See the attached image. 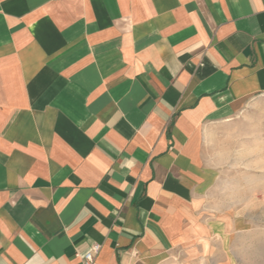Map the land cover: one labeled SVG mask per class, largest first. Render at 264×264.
<instances>
[{
  "label": "crops",
  "instance_id": "crops-1",
  "mask_svg": "<svg viewBox=\"0 0 264 264\" xmlns=\"http://www.w3.org/2000/svg\"><path fill=\"white\" fill-rule=\"evenodd\" d=\"M260 98L264 0H0V264H164Z\"/></svg>",
  "mask_w": 264,
  "mask_h": 264
},
{
  "label": "rangeland",
  "instance_id": "rangeland-1",
  "mask_svg": "<svg viewBox=\"0 0 264 264\" xmlns=\"http://www.w3.org/2000/svg\"><path fill=\"white\" fill-rule=\"evenodd\" d=\"M206 135L196 229L164 264H264V98Z\"/></svg>",
  "mask_w": 264,
  "mask_h": 264
},
{
  "label": "built area",
  "instance_id": "built-area-1",
  "mask_svg": "<svg viewBox=\"0 0 264 264\" xmlns=\"http://www.w3.org/2000/svg\"><path fill=\"white\" fill-rule=\"evenodd\" d=\"M100 252L99 245H93L83 254L79 255L81 264H96V257Z\"/></svg>",
  "mask_w": 264,
  "mask_h": 264
}]
</instances>
